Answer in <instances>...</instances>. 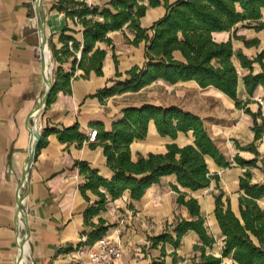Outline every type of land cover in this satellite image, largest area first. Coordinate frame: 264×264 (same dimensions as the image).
<instances>
[{"label":"trees","instance_id":"1","mask_svg":"<svg viewBox=\"0 0 264 264\" xmlns=\"http://www.w3.org/2000/svg\"><path fill=\"white\" fill-rule=\"evenodd\" d=\"M159 6L165 7V15L150 28L142 27L141 19L149 8ZM56 7L65 11L73 21L78 19L83 28V48L78 59L76 54L81 49L80 43L64 34L60 38L63 47H53V58L59 65L54 70L55 85L47 106L59 91L71 92V80L77 70L84 72L82 78H88L91 73L103 76L107 51L96 45L99 42L113 45L109 33L125 28L135 35L133 40L126 36L131 45L145 44L146 61L125 74L117 71V80H111V86L91 96L102 104L114 96L138 94L157 82H163L169 85L195 83L203 90L213 89L223 94L241 108L249 103L238 98L241 82L250 96L264 86V49L251 58L242 50H234L232 38L223 42L214 38L215 33L232 32L240 24L257 32L264 31V0H110L105 6L93 8L77 0H59ZM233 38L242 41L247 48L260 45L258 39L247 40L236 33ZM69 58H72L71 71H65L62 65ZM115 62L118 65L116 59ZM202 105L206 108L203 112L174 104L145 102L128 105L121 110L122 118L113 123L110 130L97 124L96 140L103 148L107 167L113 175L110 179L105 178L84 161L75 164L86 180L81 187L84 197L88 200L87 191L98 197L84 213L85 226L91 231L84 233L87 240L80 246L93 244L115 226L102 218L98 223L93 222L110 201L120 199L127 192L132 201H140L149 188L173 176L176 184H170V187L177 194L176 204L186 209L188 215H175L163 233L149 237L151 248L160 247L162 251L159 261L153 264H163L166 245L175 249L171 255L174 262H178L176 251L190 232L199 238V243L193 247L192 264H224L225 260L230 264H264V209L260 205L264 199V183L253 182L252 172L258 167L260 156L256 142L264 132L263 125L258 122L259 118L263 120L262 113L245 110L255 120V142L245 147L236 143V146L255 155L248 160L239 154L231 157L227 141L214 132V126L233 125L230 111L223 105L221 97L203 96ZM152 122L159 136L168 137L173 142L166 145L164 152L137 153L134 159L131 145L147 138ZM51 134L57 135L64 143L78 142L82 145L88 140L80 132L79 124H75L62 130H46L38 149L47 144ZM189 134L193 137L192 144L181 147L176 143L179 136ZM210 160L220 169H230L234 165L245 169L239 178V214L232 210L231 199L225 197L224 192L215 196L214 216L224 238L219 256L208 252L214 247L216 238L209 231L199 200L187 192L207 189L213 182L219 184V174L210 171Z\"/></svg>","mask_w":264,"mask_h":264},{"label":"crops","instance_id":"2","mask_svg":"<svg viewBox=\"0 0 264 264\" xmlns=\"http://www.w3.org/2000/svg\"><path fill=\"white\" fill-rule=\"evenodd\" d=\"M109 1L100 0L98 5L105 6ZM58 2L59 0H42L41 11L48 48L53 56V47H63L61 36H71L80 43L81 49L76 54L79 59L83 48V28L68 18L65 11L56 7ZM165 13L164 6L149 8L146 16L141 19L142 27L150 28ZM125 29L109 33L113 45L108 46L102 42L96 45L107 51L103 76L91 73L88 78H82L84 72L77 70L71 80V92L59 91L52 103L34 116V126L40 130L42 138L48 129L62 130L75 124H79L80 132L88 138L91 130H99L97 124L110 130L113 123L122 118L121 110L125 106L117 100L128 93L109 98L103 104L91 96L98 90L111 86V80H117V71L125 74L132 67L145 63V44L141 43L138 47L131 45L127 37L133 40L135 35L127 33ZM258 33L264 35V31ZM233 34L234 32L215 33L214 38L218 42L232 38L233 46L251 58L264 49V41L257 36L247 40L258 39L260 45L247 48L243 42L235 41ZM51 63H54L53 69L59 65L55 60L52 61V57ZM235 64L238 65L236 60ZM71 66L72 58L62 65L65 71H71ZM45 91L41 32L35 0H0V264H18L17 238L25 233L29 235L22 264H77L73 261L75 249L87 240L84 233L91 231L85 226L84 213L98 197L91 191H87L88 200L84 197L81 187L86 180L75 164L84 161L105 178L110 179L113 175L97 140H87L79 145L78 142H61L57 135L51 134L47 138V144L37 150L27 182L20 189L30 146L35 139L29 131L27 119L35 111ZM221 95L223 105L230 111L233 125L214 126V132L223 136L227 147H230V140L242 147L254 143L255 120L245 110L261 112L263 120L259 118L258 122L264 128V110L258 102L259 99L264 101V86H260L250 96L241 82L238 98L243 103L249 102L241 108H237L232 99ZM152 131L157 132L153 122L149 125L147 138L131 145L134 159L137 153L152 152L149 150ZM165 138L166 145L173 142L170 138L171 142H168V137ZM181 143L183 144L178 145L182 147L192 142ZM256 147L260 156L258 167L252 169L253 182L264 183V132L256 142ZM245 154L246 159L255 157L252 153ZM233 171L236 172H232L230 176L228 174L226 181L229 182L231 177L233 192H238L243 170ZM164 179H173L170 184H176L173 176ZM164 179L161 184L149 188L140 201H132L127 192L120 199L110 201L106 209L93 219L94 223L102 218L115 225L107 235L121 243L124 251L122 258L113 264H153L161 258V248H151L149 237L163 233L167 224L174 221L177 209H180L176 204L177 194L170 185H163ZM20 194L23 196L22 219L27 222L28 231L26 228H18ZM230 198L231 208L236 212L239 195L237 193L235 198L230 195ZM181 210L187 217L186 209ZM214 210L215 202L210 205L209 212L214 213ZM212 222L217 231H220L214 217ZM218 233L223 246L224 238L221 231ZM198 243L199 238L195 233L185 235L182 246L176 251L178 262H174V256L171 255L175 249L166 245L163 264H192L193 247Z\"/></svg>","mask_w":264,"mask_h":264},{"label":"rangeland","instance_id":"3","mask_svg":"<svg viewBox=\"0 0 264 264\" xmlns=\"http://www.w3.org/2000/svg\"><path fill=\"white\" fill-rule=\"evenodd\" d=\"M262 21L264 22V12H263ZM125 30L127 31V33H132L128 29H125ZM232 32L236 33L237 36H244L246 39L247 38L251 39V38L257 36L258 38H260L261 41L262 40L264 41V35L262 33L255 32L254 29L248 28L247 26L245 27L242 24L236 26ZM235 41H240V40L235 39ZM240 42H242V41H240ZM234 50L238 51L236 47H234ZM235 59L236 58H234V60ZM52 61H54L53 56H52ZM237 66L239 67V64ZM54 70L55 69H53V73H52L53 78H54ZM240 72L242 75L244 74V71H240ZM257 72H259V68L256 69V73ZM123 79H124V77H123ZM206 95H211V96L213 95V96H218V97L222 96L221 94H218L213 89L203 90V89L199 88L195 83H180L177 85H169V84H165L163 82H157V83L149 86L148 88L144 89L141 93H138V94H129L128 93L127 95H124L122 97V99H119V101L123 102L124 106L140 105V104L145 103V102H150V103H154L157 105H172V104L180 105V106L186 107L187 109L203 112L204 109H206L202 105L203 104V96H206ZM262 109L264 110L263 107H262ZM165 140H166V138H162L159 136V140L156 142V144H152L151 146H149V150L154 152V153L164 152L166 149V141ZM167 140H168V142H171V140L169 138ZM182 141L184 143H187V142L193 143V139H192V136L190 134L179 136L176 143L181 144ZM230 141H231L230 143L228 142V144L230 146V147H228V149H229L231 157H234L236 154H239L241 157L244 158V156L246 155L245 154L246 151L239 150L236 146L237 142L233 143L232 140H230ZM247 153H250V152H247ZM209 168H210V171L212 173L219 174V176H220L219 184H217L216 182H213L211 184V186L207 189L197 191L195 193H192L190 191H187V192L191 196H193L199 200L201 207H202V210L206 216V224L209 228V231L213 236H215L217 238L216 243L214 244V247L212 249L208 250V252L213 253L215 255H220L221 250H222L224 245L222 246V244H220L221 243V241H220L221 235H220V233H218L220 231H217V229L215 228V226L212 222V218L213 217L215 218V216H214L213 212L212 213L209 212V207L211 204H214L215 196L221 192L225 193V195H226L225 197H230V195H231L233 198H235V195H237V193L240 196L239 191L233 192V189L231 187V185L233 183V182H231V177H230V181L227 182L226 176H228V174L230 176L232 174V172H236V171H233V169L238 170V171H239V169H242L243 170L242 174L244 173L245 169L238 167L236 165H234V167L230 168V169H220V168L216 167L214 164H210ZM171 181H173V179H164L163 185L168 186V185H170ZM260 205L264 209V199H262L260 201ZM236 212H238V210H236ZM175 215L185 217L183 215L181 208L177 209ZM171 220L173 221V218ZM224 264H230V261L225 260Z\"/></svg>","mask_w":264,"mask_h":264},{"label":"built area","instance_id":"4","mask_svg":"<svg viewBox=\"0 0 264 264\" xmlns=\"http://www.w3.org/2000/svg\"><path fill=\"white\" fill-rule=\"evenodd\" d=\"M83 2L88 8H93L99 6L100 0H77ZM75 22L78 23V19L75 18ZM261 106L264 108V101L258 100ZM98 136V130H91L88 137L89 142H94ZM19 225L18 228H23L25 230L24 220L22 219V213L19 214ZM19 253L20 245L24 244V249L26 248V243L28 238L26 233L24 235H19L17 238ZM124 247L117 240L112 237L105 235L95 241L91 245H82L75 249L73 261L77 264H113L115 261L122 258ZM19 257V256H18ZM23 261V260H22ZM22 261L20 264H22Z\"/></svg>","mask_w":264,"mask_h":264},{"label":"water","instance_id":"5","mask_svg":"<svg viewBox=\"0 0 264 264\" xmlns=\"http://www.w3.org/2000/svg\"><path fill=\"white\" fill-rule=\"evenodd\" d=\"M41 7H42V0H35V9H36V14L38 17V21H39V29L41 32V54H42V65H43V70H44V80H45V84H46V91L42 97V99L40 100L39 104L37 105L35 111L28 117L27 119V125L29 127V131L32 134L33 138H35L34 142H32L31 146H30V150L28 153V158L23 170V174H22V178H21V184H20V189L22 188V186L27 182V177H28V173L29 170L32 166V163L36 157L37 154V150L39 147V143L42 139V133L40 132V130L38 128H36L34 126V116L37 115L39 113V111H41L42 109H45L47 104H48V99L54 89V85H55V81L54 78L51 75H47V62L44 56V51L45 48L48 47V38H47V33H46V29H45V25H44V18L42 16V11H41ZM51 52V51H50ZM52 56V54H51ZM54 68V63H52L51 65V69L53 70ZM22 200H23V196L20 194L18 196V215L20 213H23V206H22ZM236 214H239V211L236 212ZM25 224V228L28 231V225L27 222L24 221ZM27 238L29 234H26ZM25 254V249H24V244L20 245V253H19V257H18V264L21 263V261L23 260Z\"/></svg>","mask_w":264,"mask_h":264},{"label":"bare ground","instance_id":"6","mask_svg":"<svg viewBox=\"0 0 264 264\" xmlns=\"http://www.w3.org/2000/svg\"><path fill=\"white\" fill-rule=\"evenodd\" d=\"M44 56H45V59H46V62H47V68H46L47 75H51L52 76V73H53V70L51 69V65H52V63H51V57L52 56H51L50 49L48 47L45 48ZM158 140H159L158 133L156 131H152V133L150 135L149 143L156 144V142Z\"/></svg>","mask_w":264,"mask_h":264}]
</instances>
